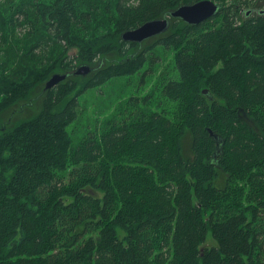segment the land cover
Returning a JSON list of instances; mask_svg holds the SVG:
<instances>
[{
  "label": "trees",
  "instance_id": "16d2710c",
  "mask_svg": "<svg viewBox=\"0 0 264 264\" xmlns=\"http://www.w3.org/2000/svg\"><path fill=\"white\" fill-rule=\"evenodd\" d=\"M196 1L0 0V264H264V0Z\"/></svg>",
  "mask_w": 264,
  "mask_h": 264
},
{
  "label": "water",
  "instance_id": "95a60500",
  "mask_svg": "<svg viewBox=\"0 0 264 264\" xmlns=\"http://www.w3.org/2000/svg\"><path fill=\"white\" fill-rule=\"evenodd\" d=\"M218 5L213 0H198L190 4H182L169 12V16L179 18L189 24H198L199 22L213 16L217 11ZM263 11V10H261ZM169 16H163L148 20L140 26L126 30L121 34L124 41L142 42L145 39L153 37L165 31L169 25ZM90 71L87 65H78L74 70L75 75H86ZM66 74L54 73L45 82L44 89H50L64 80ZM207 92L206 89L202 90ZM210 136L216 140L219 145L218 136L209 130Z\"/></svg>",
  "mask_w": 264,
  "mask_h": 264
},
{
  "label": "rangeland",
  "instance_id": "374dc122",
  "mask_svg": "<svg viewBox=\"0 0 264 264\" xmlns=\"http://www.w3.org/2000/svg\"><path fill=\"white\" fill-rule=\"evenodd\" d=\"M135 80V76L132 75L128 78H121L117 81L110 83L108 85H104L101 88L92 89L90 90L86 97L82 99V108L79 113V117L76 123V129H87V124L91 121H98L100 116L102 117L105 111L110 110L113 105V99L119 93L120 85L123 83L124 91L130 92L133 89V83ZM33 100V99H32ZM30 101L26 105H32L34 101ZM20 115H24V113H20ZM119 236L123 235V232L119 229L118 230ZM206 245H214V241L210 235L208 234V238L205 242Z\"/></svg>",
  "mask_w": 264,
  "mask_h": 264
},
{
  "label": "flooded vegetation",
  "instance_id": "af4514ba",
  "mask_svg": "<svg viewBox=\"0 0 264 264\" xmlns=\"http://www.w3.org/2000/svg\"><path fill=\"white\" fill-rule=\"evenodd\" d=\"M246 13L249 14L250 12L247 11Z\"/></svg>",
  "mask_w": 264,
  "mask_h": 264
}]
</instances>
